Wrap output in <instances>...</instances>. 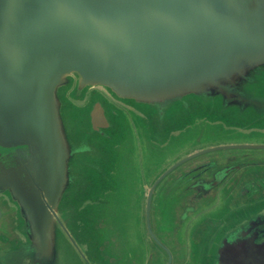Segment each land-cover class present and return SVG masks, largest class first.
Listing matches in <instances>:
<instances>
[{
  "label": "water",
  "instance_id": "1",
  "mask_svg": "<svg viewBox=\"0 0 264 264\" xmlns=\"http://www.w3.org/2000/svg\"><path fill=\"white\" fill-rule=\"evenodd\" d=\"M118 104L156 127L176 122L173 134L199 117L231 122L229 136L264 131V0H0V197L27 231V241L0 245V264H11L22 244L30 255L16 258L18 264H118V256L93 259L77 231L76 220L87 231L88 216L101 207L108 236L118 231L124 249L143 247V237L133 233H141L133 160L125 158V152L134 155V145L129 153L126 145L114 146L120 161L109 173L92 174V157L105 148L76 138L67 120L66 110L79 107L102 138L116 122L130 130L123 115L111 113ZM231 147L264 143L197 149L167 166L149 188L144 223L167 254L164 264L173 254L152 222L163 181L190 159ZM257 233L240 242L244 233L221 236L218 260L264 264ZM104 253L111 257L109 246Z\"/></svg>",
  "mask_w": 264,
  "mask_h": 264
},
{
  "label": "flooded vegetation",
  "instance_id": "2",
  "mask_svg": "<svg viewBox=\"0 0 264 264\" xmlns=\"http://www.w3.org/2000/svg\"><path fill=\"white\" fill-rule=\"evenodd\" d=\"M112 107L111 113L118 112V115H123L122 119L127 125L130 124L128 127L133 131L131 124L132 111L129 112L119 104ZM115 107H119L121 111ZM105 114L107 121H109L108 128L112 125L110 122L111 115H109L108 111H105ZM139 118L141 116L138 114L137 121H139ZM112 128V130L115 128L113 133L110 129V134H104L109 142L108 146L106 145L103 150V156L98 153L96 157H92L97 164L93 167L92 174H99L101 169H105L109 173V166H114L115 163L120 161L114 146L117 144L120 148L125 146V139L124 141L122 139L125 136L121 135V126L118 122H116V127ZM247 134L251 136L244 138L246 136L239 137L234 135L233 137L218 140L216 143L205 145V147L224 143H264V138H260L261 136L257 137L249 132ZM111 137L114 140H111ZM101 147L102 145L98 147L99 151ZM200 148H203V145L195 147L193 151ZM140 157L141 155L138 156V163ZM126 159L129 161L134 160L133 154L128 158L126 152ZM141 164L142 162L139 163V167H141ZM139 171H141V168ZM105 180L106 183L111 184L109 177L105 178ZM165 185L173 194L182 189L181 192L186 195L184 202L181 203L185 204L183 211L177 214L178 223L172 229H166L164 225H161L160 221L166 218L164 216L160 218L159 213L161 211L158 208L153 213V228L173 254L171 264H244L242 262L232 261L233 263H229L218 260L221 256V251L220 254L218 251L219 248L225 249V246L221 245L222 237L226 235L232 237L233 234L241 232L244 233L243 236L236 238L240 242L242 239L254 235L255 231H258L257 241H264V147H231L202 153L172 171L166 177V181H163L161 189ZM159 195L155 196V203L158 205L160 203ZM172 199L174 203L177 201L176 197H172ZM7 202V199L0 197V245L2 246L3 244L4 246H11L13 242L22 243L27 241L25 234L27 231L25 228L20 227L19 223H16V219L12 215L13 212L10 210L12 208ZM101 209L102 207L98 208L96 210L98 213L93 211L88 216L90 226L87 231L81 230L80 226L82 224H80L79 218L76 220L77 231L80 232L82 238L88 232L91 257L101 263L102 257L114 260L118 256L119 260H117L118 262L116 261L118 264H138V251L141 245H137L135 254H128L135 247L132 245L124 249L122 246H127L124 234L121 237L120 235H112V239L116 241V244L120 240L122 241L121 245L115 246L123 249L122 252L119 251L118 253L109 244L110 238L108 239L106 236L100 237L97 234L106 225L104 219L107 217L99 213ZM96 216H98V219ZM95 219L98 221L95 222ZM97 229H99L98 232ZM215 231L218 232L217 238L212 246H209L210 237ZM168 236H171L169 240H167ZM150 240L156 245L151 247L153 250L149 254V260L152 258L151 261H153L157 256L155 249L159 250L161 247L152 238ZM108 246L112 252L111 257H107L109 256L108 253H104ZM19 247L18 252L10 259L11 264H18V260L17 263L15 261L16 258L24 260L25 257L30 255L28 245L22 244ZM92 247L101 251L104 249L105 251L103 255L98 252L93 253ZM147 264H149V261Z\"/></svg>",
  "mask_w": 264,
  "mask_h": 264
},
{
  "label": "rangeland",
  "instance_id": "3",
  "mask_svg": "<svg viewBox=\"0 0 264 264\" xmlns=\"http://www.w3.org/2000/svg\"><path fill=\"white\" fill-rule=\"evenodd\" d=\"M66 111L65 112L67 113V120L70 126L72 127V131L76 134L75 136L76 138L79 137L80 139H84L86 137L87 140L88 139L91 140V142L96 144L98 147L102 145L104 148H106V145L109 142L107 140L108 138L100 137L96 132H94L90 128L88 122V115L86 117V109L74 107L71 112L69 109ZM112 119L114 120L115 117H112ZM187 122H186L187 127L185 130L173 134V129L176 125V122L168 123L167 121L164 127H156V125L150 119H148L147 116H141V118H139V121H137V115L132 112L131 124L133 127V131L131 129L127 130L125 128L121 130V135L122 134L126 135L125 138H122L123 141L125 139V144H126L125 146L126 150L124 151L129 152L130 150H132L134 145V150H133L134 160L133 162H131L132 165L130 169L132 170V175L133 177L135 176L134 179L136 180L134 181L137 187L134 194L135 202H137V204H135V210L137 211V218L139 219L138 223L139 226H141L142 234L140 233V230L139 231L134 230L133 233L134 236L138 235L139 237L141 236L143 237L142 242L143 243L145 242V244L143 245L144 254L147 253L149 255L152 252L151 247L156 246L153 243V241L150 240L147 226L144 223V218H145V207H146L148 190L151 187L157 175L161 173L167 166H169L174 161H176L178 158L193 151V149L196 147L193 144L204 142L203 144H200L197 147L201 145L205 147V145L216 143L218 142V140H222L228 137H233V136H229L230 131L227 130V127L231 126V122L230 123L226 121L217 122L214 121L212 118H206V117L190 119L187 120ZM259 130L260 129L254 132L253 135H256L257 137L261 136L260 138H264V131H259ZM237 136L239 137L246 136L244 138H249L251 135L245 133L240 135L237 134ZM153 137L154 140H152ZM110 139L114 140V138L112 137ZM111 147H112V143H111ZM139 155H141L139 160V163L142 162L141 167H139V163H138ZM125 158H126V152H125ZM140 168L141 171H139ZM130 186L131 184H127L128 188ZM159 194H158L160 198L159 201L161 203L160 205L156 204V206L158 210L161 211L162 207L164 206L163 204L165 203L163 202L164 197L162 193ZM174 195H175L174 197L177 196V194ZM155 209L156 208L153 207V211ZM173 213H174V204L172 203L170 204L166 212H163V214L162 213L159 214H160V218L161 216H164L166 219H169L172 218ZM131 215L133 216V214ZM132 216L126 215L125 217L126 219H129V218H133ZM160 223L166 226L165 222L160 221ZM122 230L124 231L123 226H122ZM84 239L85 241H88L89 239L88 232L85 234ZM92 249H93V253L98 252L96 248L92 247ZM160 253L163 256V260H165L166 257H164L163 255L164 253H162V251ZM155 259H158V257L156 256L152 262L149 261V264L155 262ZM103 264H108L106 259L104 260Z\"/></svg>",
  "mask_w": 264,
  "mask_h": 264
},
{
  "label": "trees",
  "instance_id": "4",
  "mask_svg": "<svg viewBox=\"0 0 264 264\" xmlns=\"http://www.w3.org/2000/svg\"><path fill=\"white\" fill-rule=\"evenodd\" d=\"M181 191H182V189H180V190H178L176 192V194H177V196H176L177 201H175V203H174V200L172 199V197H174L175 195L167 189V186L166 185L160 191V193H162V195L164 197L163 202L165 203V204H163L164 206L161 209V213L166 212L168 210L170 204L173 203L174 204V213L176 215L175 216L174 213H173V216L174 217L172 216V218H169L170 220L169 219H165L164 221L161 220L162 222H165L166 226H164V227L166 229H168V228H171L172 229L178 223V221H177L178 215L177 214H179L180 212H182L183 211V208L185 206V204H181V203L184 202V200H185L184 198L186 197V195L184 193H182ZM160 203H159V205H160ZM153 207L157 208L156 203L153 204ZM155 211H156V209H155ZM153 213H154V211H153ZM96 218L98 219V216ZM97 219H95L94 221L97 222L98 221ZM152 222H153V220H152ZM88 225L90 226V220L88 221ZM161 225H163V224L161 223ZM113 230H115V229L110 228V232L113 231ZM98 231H99V229H97V232ZM102 232H103V234H101ZM106 232L107 231H105L104 230V227H103V228L100 229V232H98L97 234H99L100 237H102V235H104V237L106 236V237H108V239L110 238V243L109 244L112 245L113 247H115L116 245L119 246V245L122 244V241L121 240H120V242H118L116 244L115 243L116 241H113V239H112V235H118V231H113V232H111V234L109 233V236L106 234ZM119 235H120V233H119ZM120 237H121V235H120ZM169 238H171V236H168L167 237V240H169ZM167 243L169 244V242H167Z\"/></svg>",
  "mask_w": 264,
  "mask_h": 264
},
{
  "label": "crops",
  "instance_id": "5",
  "mask_svg": "<svg viewBox=\"0 0 264 264\" xmlns=\"http://www.w3.org/2000/svg\"><path fill=\"white\" fill-rule=\"evenodd\" d=\"M139 249L140 250L138 251V256H139V258H138L139 263L138 264H147L148 261H149V255L147 253L146 254L143 253V247L142 246ZM151 250H153V249H151ZM161 251H162L161 249L160 250H156L155 249V254L158 256V259H155L154 264H164V262L166 261L167 254H166V252L164 250L162 251V253H164L163 254L164 257H166L165 260H163V256L160 253ZM135 252H136V247L134 248V250H131L128 254H130V253L135 254Z\"/></svg>",
  "mask_w": 264,
  "mask_h": 264
}]
</instances>
